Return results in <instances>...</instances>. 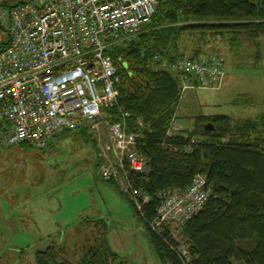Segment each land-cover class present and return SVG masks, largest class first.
<instances>
[{"label":"trees","instance_id":"16d2710c","mask_svg":"<svg viewBox=\"0 0 264 264\" xmlns=\"http://www.w3.org/2000/svg\"><path fill=\"white\" fill-rule=\"evenodd\" d=\"M184 36L193 41L191 47L182 42ZM216 38L227 39L232 50L248 39L260 51L264 0H157L143 31L111 52L121 77L118 105L129 113L127 122L136 132V149L147 160V171L131 172L130 180L150 200L140 209L131 200L130 204L147 230L152 252L167 264H264V110L251 118L198 115L190 127L181 126L173 136L166 134L177 121L185 86L204 85L199 76H183L161 63L187 54L202 62L218 57L210 53L212 48H206ZM225 75L224 70L220 86ZM214 83L209 81L207 89L215 87ZM242 101L247 105L250 96L241 94L233 100ZM117 112L115 106L103 111L112 114L106 118L109 125ZM66 131L70 130L58 136ZM95 157L100 176L104 159L99 154ZM197 175L205 178L210 195L182 229L189 245L186 259L178 254L174 240L147 225L159 204L157 193L185 190ZM90 223L96 233L99 228L105 230L102 220L87 221L83 229ZM103 229L99 240L96 236L94 243L83 244L74 261L66 258L65 246L53 244L36 251L35 264H129L110 250Z\"/></svg>","mask_w":264,"mask_h":264},{"label":"built area","instance_id":"2783aa9c","mask_svg":"<svg viewBox=\"0 0 264 264\" xmlns=\"http://www.w3.org/2000/svg\"><path fill=\"white\" fill-rule=\"evenodd\" d=\"M157 0H21L0 8V144L26 143L44 149L63 130L91 124L102 130L105 109L118 107L108 127V143L98 144L104 159L100 176L115 182L140 209L149 196L135 188L131 172L147 171V160L136 149L129 113L118 105L121 77L111 52L136 38L150 23ZM154 59L160 62V58ZM209 62V63H207ZM162 66L181 75L199 76L220 87L224 69L216 57L208 61L177 58ZM112 114L106 113L111 118ZM177 122L167 129L176 135ZM159 204L148 223L157 234H166L177 252L189 258L184 226L203 208L210 191L197 175L182 191L157 193Z\"/></svg>","mask_w":264,"mask_h":264},{"label":"rangeland","instance_id":"374dc122","mask_svg":"<svg viewBox=\"0 0 264 264\" xmlns=\"http://www.w3.org/2000/svg\"><path fill=\"white\" fill-rule=\"evenodd\" d=\"M19 2L0 0V8ZM6 37L0 29V42ZM182 42L193 43L185 36ZM252 42L242 39L234 50L225 38L209 42L206 48L224 65L226 82L209 89L186 85L177 112L180 127H190L198 115L251 118L264 110V39L260 51ZM241 94L250 96L247 105L233 102ZM106 118L99 122L108 127ZM85 127L57 135L44 149L0 144V264H35L36 251L53 244L65 246L66 258L74 261L86 241L99 240L103 228L96 233L90 223L83 229L87 221L99 220L108 247L125 262L167 264L152 252L130 199L98 176L95 155L99 143H108V129Z\"/></svg>","mask_w":264,"mask_h":264},{"label":"crops","instance_id":"0c3cea01","mask_svg":"<svg viewBox=\"0 0 264 264\" xmlns=\"http://www.w3.org/2000/svg\"><path fill=\"white\" fill-rule=\"evenodd\" d=\"M225 82H226V78L224 79V84H225ZM81 238H83V237H81ZM148 238V237H147ZM149 241V240H148ZM150 245V244H149Z\"/></svg>","mask_w":264,"mask_h":264}]
</instances>
